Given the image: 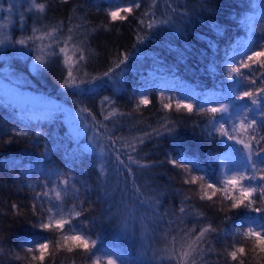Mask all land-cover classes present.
Instances as JSON below:
<instances>
[{"label": "trees", "instance_id": "16d2710c", "mask_svg": "<svg viewBox=\"0 0 264 264\" xmlns=\"http://www.w3.org/2000/svg\"><path fill=\"white\" fill-rule=\"evenodd\" d=\"M129 2L131 0H48L46 14L38 16L35 12H27L31 0H5L4 9L12 3L14 10L12 13L0 10V39L16 40L30 35L34 26L60 22L67 36L68 28L83 24L88 30L85 43L91 51V58L79 71L75 63L79 53L74 54L69 45L77 83L81 79L102 76L110 68H115L125 54L131 53L126 61L127 67L121 66L116 70L114 79L119 81L118 85L108 83L104 87H95L85 83L78 89H64L62 85L67 78L68 67L63 63V55L49 61L47 68L35 72L32 65L36 52L22 49L20 45L0 46V70L9 71L13 78L21 82V91L55 98L63 105L76 109L86 121L87 131L92 127L94 135L99 132L98 145L104 149L101 156L94 148L85 149L82 141L74 140L62 127V112L58 108L20 106L0 95V242L5 249L0 254V264H29L30 256L25 254L21 245L25 241L50 235L33 228L28 222L35 220L31 211L34 193L29 184L39 190V182L48 178V169H59L67 176L72 188L79 190L78 197L70 191L67 196L62 193V199L66 208L83 202L84 212L78 219L89 237L97 242L96 255L113 252L115 259L127 264H169L166 259L161 260L162 253L154 255V252L163 249L171 239L170 236L165 238L167 221L175 218L172 214L179 213L184 197L188 196L191 205L208 218L206 222L219 229L218 234H213L215 251L205 256L209 264H237L231 261L225 250H231L234 240L246 249V255L240 257L244 264H258L251 241L239 234L233 235L234 226L239 225L246 215L257 214L227 209L222 213L218 211L221 207L219 200L214 199L217 203L212 206L210 202L200 200L196 196L198 194L186 190L187 186L178 180L180 176L176 175L175 167L166 161L165 153L176 155L179 143L187 158L196 161L208 177L214 180L221 178L219 162L210 160L209 154L223 156L227 149L219 142L218 134L215 143L207 137L212 114L199 108L207 106L206 98L211 101L210 104L217 101L227 103L223 97L228 93L230 81L225 66L235 52L244 50L243 42L250 35L246 18H253L254 28L258 24L257 19L261 20V0H157L155 6L152 0H140L141 8L126 21L113 22L107 17L108 10ZM149 8L155 11L158 20L166 18L165 14L170 16L175 26L164 25L149 30L141 25L139 20ZM21 13L25 15L24 31L20 30ZM181 13L185 16L182 17ZM176 26L181 27L183 35ZM80 31L83 33L84 28ZM251 34L252 37L256 35L255 31ZM139 40L143 42L138 43ZM212 64L215 65L214 73L209 71ZM85 72L88 74L86 77ZM146 88L150 103L137 108L138 94ZM162 91L173 97L188 96V103L194 105L193 112L164 109L158 98ZM104 97H111L114 105L104 103ZM113 107L117 115L105 121L104 117ZM165 117L178 122L175 136L145 139L133 153L134 159L141 164L163 163L151 168L134 164L133 173L129 174L116 159V149L123 145L117 143L113 146L108 137H120L131 143L134 137L158 127ZM49 125L60 131L52 132L51 137L36 135ZM13 129L27 135H14ZM10 135L12 142L8 143ZM126 152L127 149L121 153L125 163ZM25 170L29 173L27 176ZM60 187L52 177L48 190L54 202L55 191L51 189L59 190ZM157 193H162L158 196L159 203H141ZM13 203L22 206L20 216L15 214L17 210L12 208ZM122 203L128 204L132 211L127 219L113 214L117 212L116 205ZM160 217L164 218L163 223ZM192 220L193 217H185L188 228L192 227ZM246 227L244 225L241 230ZM9 250L19 253L22 259H14ZM49 251L53 252L51 246ZM72 259L76 264H83L79 255L73 256L63 250L46 257L45 264H71Z\"/></svg>", "mask_w": 264, "mask_h": 264}, {"label": "snow or ice", "instance_id": "6c2138e0", "mask_svg": "<svg viewBox=\"0 0 264 264\" xmlns=\"http://www.w3.org/2000/svg\"><path fill=\"white\" fill-rule=\"evenodd\" d=\"M5 0H0V10H5L12 13L14 5L8 3L7 9H4ZM157 0H152V5L155 6ZM262 7L261 19H264V5ZM141 8L140 0H131L125 6L114 7L108 10L106 15L111 21H126L134 11ZM48 10V0H31V6L27 9L28 13L35 12L38 16H44ZM174 13L175 10L172 9ZM182 17L184 13L180 14ZM166 18L157 19L155 11L151 8L145 11L139 23L144 25L147 29L152 30L157 27L168 25L175 26L174 21L170 16L165 14ZM252 17L246 18V27L249 32L255 31L254 24L251 22ZM25 15L20 14L21 31L25 30ZM177 31L183 35L181 27L176 26ZM84 28L83 33L80 29ZM67 36L63 32V23L56 25L34 26L31 29V34L23 36L22 38L0 39V46L8 47L12 45H20L21 48H28L30 51L36 52L35 63L32 65V70L39 72L41 69L47 68L49 61L59 59L63 55V63L68 67L67 78H65L62 87L64 89H78L81 84H94L95 87H104L108 83L115 85L119 84L118 80L114 79L117 69L121 66L127 67L126 61L129 60L131 53L125 54L115 68H110L104 72L100 77H92L91 80L81 79L77 83V77L73 75V56L69 55V45L72 46L73 52L79 53L76 59V70L79 71L85 62L91 58V51L85 43V37L88 36V30L81 25H74L68 28ZM139 40L138 43H142ZM209 45L212 46L211 42ZM244 50L235 52L226 63L225 71L227 72V79L230 83L227 85L228 93L224 95L223 99L227 103H220L218 107H203L200 111L211 113L209 120L207 137L211 138L215 143L217 134L220 137V143L225 145L227 151L221 156L219 153L209 154V159L219 162V167L223 169L221 178L214 180L208 177L204 169L185 155L184 149L179 143L177 144V154L165 153L166 161L175 168L181 170L186 185H198L199 198L202 201L210 202V206L217 203L214 197L221 194L223 200L220 201L221 207L219 212L246 210L248 213H255L257 215H246L241 223L234 226V233L239 234L245 240L251 241L252 251L258 257V264H264V35L259 39H253L250 34L247 41L243 42ZM87 53V55H85ZM239 57V63H237ZM209 71L215 72V65L209 66ZM88 74L85 72L84 76ZM190 93H192V90ZM119 91V87H117ZM148 89L139 93L137 108L150 103L148 97ZM206 103L211 101L206 98ZM239 102V103H237ZM104 103L114 105L111 97H104ZM164 109H172L173 103L171 98L168 102L163 103ZM177 110L185 109L188 113H192L194 105L186 103L184 99H177L175 102ZM83 111H86L83 110ZM219 114V115H217ZM80 116V112H77ZM117 112L113 107L112 111L104 117L105 121L109 118L115 117ZM95 121V117H93ZM83 122V121H82ZM177 121H169L166 117L160 122L158 127L152 128L151 132H145L140 137H134L131 143L125 141L123 138L108 137L113 146L117 143L123 145L122 148L116 149V159L119 164L127 170L129 174L133 173L132 165H139L142 168H151L156 164L163 163L162 161H154L151 163L141 164L134 159L133 153L137 151L138 144H143L145 139L155 137L175 136ZM14 135H27L21 133L17 129L12 130ZM37 136L40 133H36ZM99 132L93 137H89L94 141L92 147L95 149L98 146ZM8 143L12 142V135L9 136ZM241 147H237V146ZM127 149L126 159L127 163L121 159V153ZM47 150H45L46 154ZM100 155L103 156V147L99 148ZM44 155V154H42ZM104 169L101 168V173ZM48 178L39 182V190L33 188L29 184V188L33 191L32 215L35 220L28 221L33 228H38L42 232L50 235L44 236L42 239L25 241L21 248L27 256H30L29 264H45L46 257L54 255L55 251L63 250L73 256L79 255L83 264H100V257L96 255L97 242L92 240L87 230L82 227V222L79 217L84 212L83 202L80 205L73 204L71 208L65 207V202L62 199V193L67 196L70 191H73L78 197L79 190L73 189L69 183L67 176L59 169H48ZM194 172L204 173L203 175H194ZM29 173L25 170V175ZM52 177L62 187L55 191V202L49 197L48 184ZM219 185V186H218ZM139 191V189H137ZM108 193L106 192V195ZM162 193H157L155 197L149 200H142L141 203L155 202L159 203L158 196ZM262 206H257V203ZM12 208L16 209V215L22 214V206L13 203ZM117 212L122 219H127L132 215V211L128 204L116 205ZM111 212L112 209L110 208ZM174 219L170 218L167 221L168 231L165 238L171 237L161 250L154 252V255L160 254L161 260H167L169 264H209L205 260L208 253L215 251L213 246V234H218L219 229L213 226L211 222H206L208 218L202 211L196 210L190 203V197L185 196L182 206L179 208V213L172 214ZM185 217H193L192 227L188 228L185 222ZM226 219L230 217L225 216ZM160 222H164V218L160 217ZM244 225L247 227L242 231ZM175 233V234H173ZM50 246L53 252L50 253ZM227 251V256L231 261L237 264H244V260L240 257L246 255V249L242 244L235 241L231 245V250ZM12 251V250H9ZM5 249L0 242V254H3ZM14 259L21 260L19 253L12 251ZM115 253L108 252L105 254V264H117V259H114ZM63 264V262H61ZM71 264H76L75 259H72ZM121 264H127L126 261L121 260Z\"/></svg>", "mask_w": 264, "mask_h": 264}, {"label": "rangeland", "instance_id": "374dc122", "mask_svg": "<svg viewBox=\"0 0 264 264\" xmlns=\"http://www.w3.org/2000/svg\"><path fill=\"white\" fill-rule=\"evenodd\" d=\"M260 5V9H262L261 5H264V0H261ZM120 6H125V5H119ZM262 15V13L260 14ZM257 19V22L255 25V36L253 37V39H259V37H261L262 35H264V19L259 20ZM1 26V25H0ZM251 34V33H250ZM253 35V34H251ZM237 63H239V57H237ZM9 71H5L3 69L0 70V95L6 96L7 98H10L12 101H14L16 104L20 105V106H34V107H53V108H58L59 110H61L62 112V116L60 118V120L62 121V127L66 128L69 133L71 134V137L80 142L82 141L81 145L83 148L85 149H93L92 145L94 144V141L90 140L89 137H93L95 134V131L92 127H90V131H87L86 129V121L84 120V118L81 116H77V110L73 109L71 107L65 106L63 105L60 101H58L55 98H51V97H47V96H38V95H32L30 93H28L27 91H21V82H19L18 80H16L15 78H13L9 73ZM15 81V83H13ZM178 97V98H177ZM177 97H173L171 96V94H168V92H160L158 94V98L160 100V103L163 105V103L168 102V99L171 98L172 103H173V107L175 108V102L177 99H184V101L186 103L189 102V97H180L179 95H177ZM138 101V99H137ZM220 103H226V102H220ZM239 103V102H237ZM218 107L219 104L216 103H207L206 107ZM83 121V122H82ZM60 129L55 128L54 126L49 125L47 128H45L44 130H41L40 132V136L41 137H51L52 136V132H59ZM219 136V135H218ZM220 138V137H219ZM223 144V143H222ZM225 146V145H224ZM101 146L98 145L95 150L97 153L99 152V148ZM237 147H241V146H237ZM219 166V164H218ZM177 172V176H180V179H178L180 182L184 183V178L181 174V170L178 168H174ZM223 171V169H221ZM221 171V172H222ZM201 173V172H197ZM195 175V173H193ZM201 175V174H198ZM186 185V184H185ZM186 190H189L191 193L195 192L196 196L199 197V188L198 185H186ZM57 190V188H56ZM56 194V193H55ZM214 199H217L220 201L223 200V197L221 194H217V197H214ZM258 205H260V203H257ZM264 215V214H263ZM100 257V264H105V254H100L97 255ZM115 259V258H114ZM117 264H121L118 260H117Z\"/></svg>", "mask_w": 264, "mask_h": 264}, {"label": "bare ground", "instance_id": "6f19581e", "mask_svg": "<svg viewBox=\"0 0 264 264\" xmlns=\"http://www.w3.org/2000/svg\"><path fill=\"white\" fill-rule=\"evenodd\" d=\"M178 98V97H177Z\"/></svg>", "mask_w": 264, "mask_h": 264}]
</instances>
